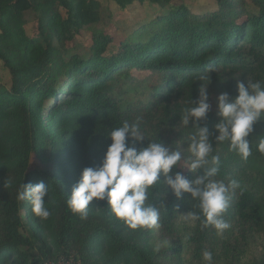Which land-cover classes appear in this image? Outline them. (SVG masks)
I'll use <instances>...</instances> for the list:
<instances>
[{"label": "trees", "instance_id": "16d2710c", "mask_svg": "<svg viewBox=\"0 0 264 264\" xmlns=\"http://www.w3.org/2000/svg\"><path fill=\"white\" fill-rule=\"evenodd\" d=\"M110 1L124 8L144 0ZM149 1L164 8L172 0ZM250 2L248 10L245 0H215L216 8L203 12L176 4L115 39L98 0H0V61L8 74L0 81V264L60 256L77 264H207L204 251L211 264H264V154L256 147L264 120L248 137L246 160L227 142L215 143L212 109L203 121L221 159L217 179L239 183L223 234L185 223L181 216L195 203L190 194L162 197V187L153 192L154 202L164 203L154 231L128 228L106 200L94 198L85 219L66 204L82 169L101 163L111 143L105 134L125 120L142 117L149 139L172 145L191 131L180 114L198 98V76L211 69L209 92L230 97L238 81L264 83V0ZM84 28L95 30L81 52L75 48ZM29 182L49 185L47 219L16 199ZM163 241L169 243L155 250Z\"/></svg>", "mask_w": 264, "mask_h": 264}, {"label": "clouds", "instance_id": "9594fccd", "mask_svg": "<svg viewBox=\"0 0 264 264\" xmlns=\"http://www.w3.org/2000/svg\"><path fill=\"white\" fill-rule=\"evenodd\" d=\"M209 71L196 78L195 81H200L198 98H191L180 114L181 126L191 129L181 141L165 145L160 138L149 139L139 116L131 122L125 120L122 126L105 134L111 143L101 163L84 167L71 194L67 195L66 204L73 213L85 219L94 198L106 200L111 214L128 228L154 231L160 228V211L164 203H155L153 192L162 187V197L169 191L178 200L185 193L190 194L195 203L190 211L182 214L185 223L194 226L200 222L202 227H213L218 235L230 227L223 219V213L239 183L235 179L227 183L217 179L221 159L218 153L214 154L211 139L214 133L203 123L212 109ZM237 92L234 97L227 92L215 97L218 121L213 126L214 139L215 143L227 142L229 151L246 160L252 152L248 137L253 133L254 125L264 120V83L238 81ZM145 139L146 145L137 147ZM183 142L186 147L182 146ZM256 147L264 154V135L258 136ZM175 169H187L193 178L189 179L182 170ZM49 192V185L44 182L21 183L16 190V199L27 201L35 216L47 219L51 213L44 197ZM188 238L186 235L185 239ZM167 243L158 242L155 250ZM212 259L210 251L203 252L207 264H211Z\"/></svg>", "mask_w": 264, "mask_h": 264}, {"label": "rangeland", "instance_id": "374dc122", "mask_svg": "<svg viewBox=\"0 0 264 264\" xmlns=\"http://www.w3.org/2000/svg\"><path fill=\"white\" fill-rule=\"evenodd\" d=\"M101 2L102 11L109 12L110 18H107L104 25H109L111 32L116 39L118 36L124 35L131 26L142 24L143 22L149 21L154 15L159 11L166 10L175 7L176 4H181L182 6L190 9L193 12H203L206 10H213L216 8L215 0H172L169 4L161 8L157 3L151 2L149 0L135 1L131 5H127L124 8H120L113 1L110 0H98ZM245 7L248 10L253 9V5L250 0H245ZM94 28H84L82 29L81 40L78 36V44L75 50H81L84 52L85 43L88 42ZM74 50V51H75ZM8 79V74L2 67V62L0 61V81L6 82ZM221 90H217L212 93L210 100L212 104V110L216 112V101L215 97L221 93ZM260 130L264 133V121L260 123ZM33 161V165H34ZM257 166L262 164V161H256ZM77 260H74L72 256L70 257H59L56 261L49 262L47 264H77Z\"/></svg>", "mask_w": 264, "mask_h": 264}]
</instances>
